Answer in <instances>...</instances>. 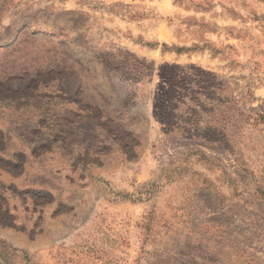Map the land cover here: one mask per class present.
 Segmentation results:
<instances>
[{"label":"rangeland","instance_id":"rangeland-1","mask_svg":"<svg viewBox=\"0 0 264 264\" xmlns=\"http://www.w3.org/2000/svg\"><path fill=\"white\" fill-rule=\"evenodd\" d=\"M0 264H264V0H0Z\"/></svg>","mask_w":264,"mask_h":264}]
</instances>
